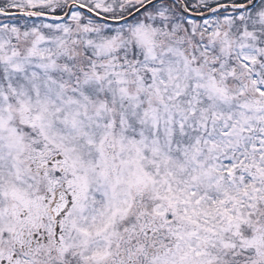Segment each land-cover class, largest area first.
I'll list each match as a JSON object with an SVG mask.
<instances>
[{
  "label": "snow or ice",
  "instance_id": "snow-or-ice-1",
  "mask_svg": "<svg viewBox=\"0 0 264 264\" xmlns=\"http://www.w3.org/2000/svg\"><path fill=\"white\" fill-rule=\"evenodd\" d=\"M0 264H264V0H0Z\"/></svg>",
  "mask_w": 264,
  "mask_h": 264
}]
</instances>
